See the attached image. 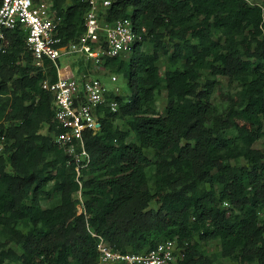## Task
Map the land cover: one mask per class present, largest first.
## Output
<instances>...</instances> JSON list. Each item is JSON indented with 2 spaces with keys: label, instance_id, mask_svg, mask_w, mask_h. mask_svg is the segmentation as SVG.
I'll return each instance as SVG.
<instances>
[{
  "label": "trees",
  "instance_id": "obj_1",
  "mask_svg": "<svg viewBox=\"0 0 264 264\" xmlns=\"http://www.w3.org/2000/svg\"><path fill=\"white\" fill-rule=\"evenodd\" d=\"M89 1L53 0L63 44L85 32ZM111 2L101 21L131 19L140 36L129 59L104 64L129 78L131 94L112 93L119 110L105 111L99 133L84 132L92 162L80 175L52 138L60 129L42 83L57 80L56 67L34 65L21 28L7 35L0 53V264H96L93 234L134 253L177 240L184 264H264V150L255 148L264 147V0ZM84 62L79 73L91 71ZM220 77L239 90L224 93ZM163 90L165 114L157 106ZM215 241L220 251L207 254L204 246ZM10 243L22 253L6 249Z\"/></svg>",
  "mask_w": 264,
  "mask_h": 264
},
{
  "label": "built area",
  "instance_id": "obj_2",
  "mask_svg": "<svg viewBox=\"0 0 264 264\" xmlns=\"http://www.w3.org/2000/svg\"><path fill=\"white\" fill-rule=\"evenodd\" d=\"M89 3L90 9L84 17L85 32L77 41L68 44H63L60 36L62 19L57 17L53 0H2L0 6V53L6 51L8 33L21 28L26 33V45L34 65L41 68L50 62L57 69L56 81L46 79L42 83L43 89L53 96L55 122L60 129L52 138L73 157L78 175L92 162L84 132L92 130L97 134L102 130L100 118L105 111L119 110V103L110 95H118L120 90L112 92L91 71L79 73V69L70 65L63 67L62 59L79 55L86 65L102 66L107 58L127 59L140 39L131 19L118 20L114 24L101 21L100 13L111 6V0H90ZM112 81L117 82V77ZM5 142L2 136L0 154L5 151ZM79 200L83 201L81 194ZM224 206L229 207V204ZM79 211L83 212L82 206ZM93 235L98 240L96 264H184L186 249L177 240L163 241L153 249L134 253L116 250L104 237Z\"/></svg>",
  "mask_w": 264,
  "mask_h": 264
},
{
  "label": "rangeland",
  "instance_id": "obj_3",
  "mask_svg": "<svg viewBox=\"0 0 264 264\" xmlns=\"http://www.w3.org/2000/svg\"><path fill=\"white\" fill-rule=\"evenodd\" d=\"M165 43H166V46H167L168 50L171 52L173 50V45L169 42L168 39L165 40ZM145 48H146L147 51L151 52V51H153L154 45L150 44V43H147ZM130 56L131 55H128L127 59H129ZM81 59H82V57H80L79 55H74L72 57L63 58L62 59L63 67L66 66V65H70V66H72L75 69H79L80 65H81ZM158 65L161 67L162 71L165 72L166 67H167V57H165L164 54L162 55V59H161V61L159 62ZM84 67H85V62H84ZM91 72L94 75L100 77L106 83V85L108 86V88L111 91L118 88L120 90V93L118 94L119 96H124V97H127V98L130 96L131 92H130L129 85H128V81H129L128 77H125L123 75L115 74L112 71H110L108 68H106L104 65H102V66L98 65L96 67L95 66H91ZM114 76H116L118 78L117 82H113L112 81V78ZM203 80H205V78ZM219 80L223 83V92L224 93H227L229 91L236 92V91L239 90V87L237 85H234L232 87L233 89L231 90V88L228 86V80L226 78L220 77ZM220 101L221 100H220V98L218 97V95L216 93L214 95L213 102L215 104H219ZM166 105H167V95H166V92L163 90L161 92V94L157 98V106H158L159 112L161 114H165ZM116 125L121 127L122 129L127 130V127L125 126L123 120H121V119H118L116 121ZM42 133L47 135L48 134L47 128H44L42 130ZM129 142H135V136H134L133 133H131V135H130ZM255 148L264 150L263 143L261 141L256 143L255 144ZM147 156H149V158L153 159L154 154H153L152 151H148L147 152ZM151 174H152V171H150V175ZM77 198L78 199L80 198V194L77 195ZM57 204H59V200H55L54 202H43V205L45 207H52V206H55ZM151 207L155 208V209L157 208L154 204H152ZM262 219L264 220V212L262 213ZM20 229H23L24 232H27V230L24 229V228H20ZM4 241H5V239L3 238L2 239V243ZM5 248L6 249H12V250H14L15 252H17L19 254L22 253V249L20 247H18V245L15 244V243H10ZM204 251L207 254H216V253H218L220 251V243L218 241H215V242L211 243V245L208 246V247L204 246ZM225 263L233 264L232 262H230L228 260H225ZM3 264H15V263L10 262L9 260H5V262Z\"/></svg>",
  "mask_w": 264,
  "mask_h": 264
}]
</instances>
